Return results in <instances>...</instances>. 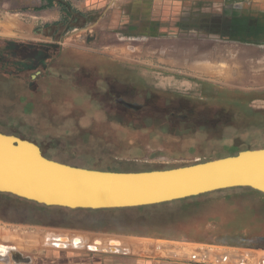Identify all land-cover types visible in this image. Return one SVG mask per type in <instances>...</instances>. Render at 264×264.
Instances as JSON below:
<instances>
[{
	"label": "rangeland",
	"instance_id": "obj_1",
	"mask_svg": "<svg viewBox=\"0 0 264 264\" xmlns=\"http://www.w3.org/2000/svg\"><path fill=\"white\" fill-rule=\"evenodd\" d=\"M29 20L35 28L24 34L27 39L0 37V132L37 144L47 158L127 172L170 169L264 148V77H248L253 72L247 67L250 57L264 64L259 47L225 43L212 35L201 44L198 33L183 39L128 35V41L123 35L70 29L68 18L61 19V26L46 23L41 32L37 17ZM88 37L94 39L88 42ZM203 52L212 60L216 54L227 70L236 64L239 75L211 83L174 77L150 81L103 65V58L122 64L117 59H151L158 67L174 69L179 66L173 62L197 59ZM21 203L0 195V211ZM142 213L183 240L168 245L191 256L216 259L215 254L225 253L238 264L244 258L248 264H264V194L259 191L225 189ZM49 216L42 221H66L58 213Z\"/></svg>",
	"mask_w": 264,
	"mask_h": 264
},
{
	"label": "crops",
	"instance_id": "obj_2",
	"mask_svg": "<svg viewBox=\"0 0 264 264\" xmlns=\"http://www.w3.org/2000/svg\"><path fill=\"white\" fill-rule=\"evenodd\" d=\"M97 12L99 16L93 17ZM33 17H37L35 24H41L37 27L41 32L46 23L61 26V19L68 18L70 29L118 34L125 40L128 35L183 39L198 33L203 35L198 39L201 44L212 35L225 43L264 51V0H0V37L17 42L27 39L24 34L29 35L28 30L35 28L31 25L34 21L29 20ZM78 17L84 20L77 22ZM9 19L14 20L7 22ZM207 55L203 52L197 59L173 62L172 66H179L175 70L158 67L151 59L117 60L138 68L143 77L165 75L187 83L239 75L236 64L227 70V63L217 61L216 54L213 60ZM248 60L247 67L253 72L248 77H264L262 60L254 57ZM162 204L114 209L66 208L58 212L65 222L0 218L3 231H0V264H238L225 253L215 254L216 259H212L202 254L191 256L184 249L168 245L183 240L169 235L158 219L142 213ZM128 212H134L135 218L127 217ZM34 229L37 232L30 235ZM14 251L19 254L17 259ZM243 261L248 264L249 258L240 264Z\"/></svg>",
	"mask_w": 264,
	"mask_h": 264
},
{
	"label": "water",
	"instance_id": "obj_3",
	"mask_svg": "<svg viewBox=\"0 0 264 264\" xmlns=\"http://www.w3.org/2000/svg\"><path fill=\"white\" fill-rule=\"evenodd\" d=\"M231 188L264 194V148L170 169L109 171L49 159L37 144L0 132V193L46 206L131 208Z\"/></svg>",
	"mask_w": 264,
	"mask_h": 264
},
{
	"label": "flooded vegetation",
	"instance_id": "obj_4",
	"mask_svg": "<svg viewBox=\"0 0 264 264\" xmlns=\"http://www.w3.org/2000/svg\"><path fill=\"white\" fill-rule=\"evenodd\" d=\"M105 62V63H104ZM111 66L110 70L117 69L119 72H123V76L125 77H143L142 73H134L135 69L133 70L131 67L122 64V63H113L109 59L103 58V65ZM158 77H165V75H158ZM147 78L150 79V81L155 80L153 77H150L147 75ZM170 79L171 77H167ZM202 83H200L201 85ZM204 84V83H203ZM152 87V86H151ZM156 88L151 91H156L157 92V87L153 86L151 89ZM28 203H21V205L14 207L13 208H5V210L0 211V218L1 219H6L8 221H17V220H29V221H42V218L49 216L50 214L48 212H44L41 209L35 207L31 208L27 206ZM25 205V206H24ZM29 205V204H28ZM36 209V210H35ZM6 211V212H5ZM45 214H48L47 216ZM51 217V216H49Z\"/></svg>",
	"mask_w": 264,
	"mask_h": 264
},
{
	"label": "trees",
	"instance_id": "obj_5",
	"mask_svg": "<svg viewBox=\"0 0 264 264\" xmlns=\"http://www.w3.org/2000/svg\"><path fill=\"white\" fill-rule=\"evenodd\" d=\"M238 153H236V154H238ZM215 192H217V191H215ZM0 195H7V196H9L11 198H14L15 200H17L19 202H25V203H28L30 205H33L34 207H37V208L43 210V211L45 210L46 212H48L50 214H53L54 212L58 213L60 210H66V208H63V207L46 206V205L39 204V203H36V202H33V201H28V200L22 199L20 197H17L15 195H12V194L0 193Z\"/></svg>",
	"mask_w": 264,
	"mask_h": 264
}]
</instances>
